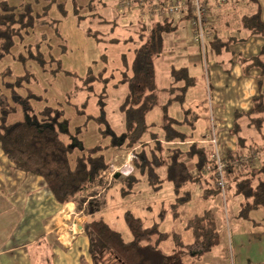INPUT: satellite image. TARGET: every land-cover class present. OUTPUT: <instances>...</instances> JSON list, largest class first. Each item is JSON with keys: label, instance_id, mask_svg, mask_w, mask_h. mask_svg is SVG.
<instances>
[{"label": "trees", "instance_id": "trees-1", "mask_svg": "<svg viewBox=\"0 0 264 264\" xmlns=\"http://www.w3.org/2000/svg\"><path fill=\"white\" fill-rule=\"evenodd\" d=\"M72 1L77 18L82 20V5ZM250 2L256 4L255 0H228L223 6L229 11L231 7ZM95 4L94 0L86 2V9L90 12L88 15L95 20L108 22L95 11ZM38 16L41 17V14L35 13L29 3L15 5L6 0L0 2V59L11 51L16 37L22 38L24 32L34 27ZM184 20L158 19L151 22V27L148 23L137 20L136 34L142 41L134 49L132 63L125 60L126 70L120 79V83L127 84L129 89L120 104L126 118V130L121 135L122 144L115 143V140L113 142L112 138L107 144L78 150V145L62 131V124L67 121L64 119V110L47 104L37 108L33 104H42L43 97L27 86L35 80L30 70L26 69L19 76H15L10 69L1 71L0 147L13 167L42 177L58 202L65 204L74 201L78 208L87 210L88 214L99 213L104 205L97 187L100 186L105 191L110 183L116 181L114 178L110 181L109 177L114 159V156L108 155L110 149L115 153L130 150L135 155L132 158L134 172L120 180L124 183L136 182L141 175L146 176L154 189L159 188L164 179L158 169L165 167L166 178L174 184L176 213L178 207L191 198L188 186L196 182L202 183L205 171L211 172L208 181H215V185L204 189V198H209L214 193H222L216 184L217 159L214 156L213 143L205 141L204 135L195 138L181 129V126L189 122V116L186 115L180 121L167 112L171 102L184 100L190 86L195 82L187 66L171 69L173 83L166 89L169 97L163 105L160 128L152 129L153 124L147 122L148 113L158 104L160 93L165 90L157 84L155 57L165 51L166 34L177 31ZM239 20L248 33L247 38L240 40H248L254 36L264 39V20L258 5L254 12L242 15ZM129 24L136 25L133 20ZM89 32L99 40L98 31ZM217 32L216 28L214 38L209 43L215 54L228 50L238 40L234 36L224 39ZM131 39L133 40L129 37L127 41ZM112 41L115 42L113 39ZM241 62L246 73L252 68L259 70V93L253 97V105L248 111L237 110L234 114L231 132L236 138L237 147L224 158V174L227 187H233L236 194L242 197L240 216L249 219L252 210L264 209V159L259 163L248 161L240 165L234 161L248 148L257 147L258 138H264V45L258 53L242 57ZM104 75L105 71L99 77L88 75L89 83L96 79L106 82L109 77ZM105 94L104 90L103 96ZM84 106L81 111L85 113L86 104ZM86 116L102 122L98 116L89 113ZM242 117L247 118L249 127L255 132L254 136L243 134V124L240 123ZM190 162L195 168L194 173ZM125 220L133 235L131 240H126L103 217H89L83 228L88 239L90 261L82 255L81 264H183L180 253L169 255L160 248L161 242L168 236L167 233L158 231L156 224L146 228L142 218L129 210L125 213ZM186 227L192 230L195 242L199 243L194 253L205 254L220 243L217 216L212 210L193 216ZM177 240L182 243L178 236ZM184 254H187L186 250Z\"/></svg>", "mask_w": 264, "mask_h": 264}, {"label": "rangeland", "instance_id": "rangeland-1", "mask_svg": "<svg viewBox=\"0 0 264 264\" xmlns=\"http://www.w3.org/2000/svg\"><path fill=\"white\" fill-rule=\"evenodd\" d=\"M6 1L15 5L29 3L34 12L40 13L41 17L38 16L34 27L24 32L22 38L14 39L11 51L0 59V72L10 69L15 76H19L23 75L27 71L26 69L30 70L35 80L33 79L27 86L34 93L43 97L42 104H33L37 108L47 104L61 107L64 110V119L67 121L63 122L62 131L71 137L70 140L75 145H78V150L98 144H107L112 138L113 142L115 140V143L122 144L121 135L126 130V118L120 109V104L129 89L127 84L120 83V79L126 70L125 60L132 63L134 49L141 40L136 34L137 18L134 16L121 17L115 9L116 0H94L95 11H98L108 22L100 21L101 19L95 20L88 15L90 12L87 11L85 5L88 0H75L82 5V15H84L82 20L77 18L72 0ZM256 6L257 4L252 2L239 4L238 7H231L229 11L225 10L222 13L223 19H220L218 24L219 31L224 35L222 38L227 39L234 36L236 40L238 39L230 48L235 44L237 46V44L247 41L240 40L247 38L248 33L240 25L239 18L244 14L254 12ZM224 8L225 6L222 9L224 10ZM215 11L214 9L212 14ZM215 18H217L216 14L212 19ZM132 20L136 25L129 24ZM215 22L217 23V20ZM238 24L239 26H237ZM89 31H98L99 40L90 35ZM181 31L185 32L183 40ZM174 32L179 33L178 35L173 32L166 34L165 51L163 50V54L155 57L154 60L157 84L165 90L160 93L158 104L148 113L147 122L153 124L152 129L160 128L163 105L169 97V92L166 89L173 83L171 69L187 66L195 82L190 86L184 100L171 102L167 112L180 121L185 119L186 115L189 116V122L181 126V129L194 137L212 136L213 131L216 134L218 128L213 124L214 97L211 87H208L207 71L202 66L197 54L177 50L179 46H182V49H184L183 47L187 48V51L195 48V45H189L186 41L188 39L186 31L180 27ZM129 37H132L133 40L127 41ZM222 51H226L227 54L236 52L234 48L230 51L226 49ZM214 58V54L210 55L209 64L215 60ZM102 71H105L104 77H109L107 81L96 79L90 84L88 75L99 77ZM104 90L106 91L105 96H103ZM21 93L23 94V92ZM176 94L179 92L176 91ZM16 99L19 100V98ZM228 102L230 103V99ZM85 104L86 111L84 113L81 110ZM88 113L98 116L102 122L95 118L88 119L86 116ZM245 120L242 118L241 123L243 124ZM249 131L253 132L254 130L250 128ZM76 132L79 133L76 134ZM258 144L263 145L264 140ZM213 145L215 152L217 150L220 154L218 140L217 146ZM130 152L132 151L115 153L112 149L109 150V156H117L113 159V168L117 169V172L113 176L109 175L110 181L114 179L116 181L110 183L105 191L100 186L97 187L101 192V199L104 200V205L99 213L88 214L87 210H82V214L86 213L88 218L103 217L114 229L119 230L126 240L133 238L125 220V213L129 210L142 218L146 228H151L156 224L158 231L167 233L168 237L161 242L160 248L169 255L180 253L181 263L232 264V245L229 241L231 233L228 232L233 230L237 222L243 223L248 230L264 227V209L262 208L258 211L252 210L250 220L236 219L239 206L241 208L242 197L236 194L233 187L226 188L225 198L219 192L214 193L208 199L202 197L206 187L215 185V181H208L211 174L209 171H205L202 183L196 182L188 186L187 189H191V198L188 202L181 204L177 209L178 213H176L174 184L166 178L165 167L158 169L164 181L156 189L149 184L146 176L139 175L138 181L129 184L120 181L126 176V173L118 170L123 166L129 170L128 165L133 166L132 160L130 161ZM6 161L11 162L7 158ZM191 167L192 163L190 162ZM191 170L193 171L195 168L192 167ZM133 172L134 166L130 174ZM28 175L34 174L28 173ZM34 176L37 177V175ZM111 178L114 179L111 180ZM41 179L44 181L42 177ZM205 210H212L216 213L218 226L222 230L220 231L221 242L210 252L204 256L202 254L194 260L189 255L195 254L193 251L199 243L195 242L192 230L186 226L190 218L202 214ZM15 212H17L16 209ZM74 216L75 214L71 215L69 222H73ZM255 220L260 224H255ZM59 229L63 230L56 234L57 237L63 243L68 244L69 237L66 232L72 233L71 229H65L63 226ZM177 236L180 237L182 243L177 240ZM185 250L187 254H184Z\"/></svg>", "mask_w": 264, "mask_h": 264}, {"label": "crops", "instance_id": "crops-1", "mask_svg": "<svg viewBox=\"0 0 264 264\" xmlns=\"http://www.w3.org/2000/svg\"><path fill=\"white\" fill-rule=\"evenodd\" d=\"M255 2L261 8L264 20V0H255ZM222 8L214 12L217 16L214 19L217 20L214 26L215 30L218 29L217 33L224 37L218 28L220 19H223L221 15L226 10ZM180 27L185 29L186 23L183 22L178 28ZM173 33L178 35L179 32ZM180 33L183 40L185 32ZM263 45L262 37H250L245 43L237 46L235 44L228 49L230 51L234 48L235 53L227 54L226 51L214 53L215 60L211 61V64L208 63L207 68L197 47L188 49L189 51L185 47L182 49V46L177 48L180 52L183 50L182 52L197 54L207 71L208 87H211L214 97L213 124L218 128L214 134L223 158L237 147L236 138L231 132L235 112L248 111L253 105V97L259 93V70L252 68L246 73L241 58L258 53ZM242 118L247 120L246 117ZM246 120L242 125L243 131L245 130L243 134L254 136L255 133L249 131L250 127ZM204 136L205 141L208 142L210 135ZM195 138L200 137L195 136ZM262 138L257 139L258 143L264 140ZM2 152L0 147V264H81L82 255L90 261L88 239L83 228L84 222L89 218L86 213L82 214L84 209L78 208L74 201L65 204L58 202L41 177L28 175L14 168L11 162L6 161L7 156ZM189 190L191 192V189ZM202 197L204 198L203 195ZM240 213L239 206L236 219H251V216L249 219L241 217ZM72 214L75 216L71 223L69 221ZM254 223L260 224L256 220ZM62 226L71 229L72 233L66 232L69 237L68 244L63 243L56 235L63 230L59 229ZM218 229L222 231L219 226ZM228 233H231L229 241L232 245V264H264V227L248 230L243 223L237 222L233 230ZM189 256L196 260L201 254L195 253Z\"/></svg>", "mask_w": 264, "mask_h": 264}, {"label": "built area", "instance_id": "built-area-1", "mask_svg": "<svg viewBox=\"0 0 264 264\" xmlns=\"http://www.w3.org/2000/svg\"><path fill=\"white\" fill-rule=\"evenodd\" d=\"M228 0H116L115 9L121 17L134 16L142 23H148L158 19H180L184 18L186 23L185 31L188 35L187 42L198 48L204 66L210 60V55L214 54L209 47L215 34L213 10L220 9ZM151 27V24L149 25ZM209 142L217 146L216 135L214 132L210 136ZM130 161L134 154L130 152ZM217 159L216 179L217 187L221 190L223 197L226 195L225 167L226 162L217 150L214 153ZM264 159V144L250 148L235 159L237 165L251 161L259 163ZM123 166L118 171L130 174L133 166ZM127 169V170H126ZM117 172L112 168L111 175Z\"/></svg>", "mask_w": 264, "mask_h": 264}, {"label": "bare ground", "instance_id": "bare-ground-1", "mask_svg": "<svg viewBox=\"0 0 264 264\" xmlns=\"http://www.w3.org/2000/svg\"><path fill=\"white\" fill-rule=\"evenodd\" d=\"M68 237V236H67ZM64 239V238H63ZM68 239V238H67Z\"/></svg>", "mask_w": 264, "mask_h": 264}]
</instances>
